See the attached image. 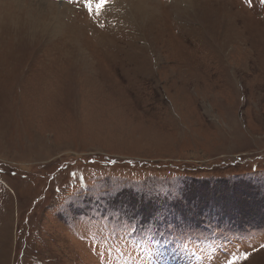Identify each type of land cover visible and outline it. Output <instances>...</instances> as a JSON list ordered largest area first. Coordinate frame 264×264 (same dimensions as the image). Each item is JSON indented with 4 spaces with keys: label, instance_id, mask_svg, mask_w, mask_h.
<instances>
[{
    "label": "rangeland",
    "instance_id": "rangeland-1",
    "mask_svg": "<svg viewBox=\"0 0 264 264\" xmlns=\"http://www.w3.org/2000/svg\"><path fill=\"white\" fill-rule=\"evenodd\" d=\"M231 260L264 264V0H0V264Z\"/></svg>",
    "mask_w": 264,
    "mask_h": 264
},
{
    "label": "snow or ice",
    "instance_id": "snow-or-ice-1",
    "mask_svg": "<svg viewBox=\"0 0 264 264\" xmlns=\"http://www.w3.org/2000/svg\"><path fill=\"white\" fill-rule=\"evenodd\" d=\"M168 212V207L162 205V204H157L156 207L154 208L152 212V217H153V222L154 224L161 221V220H166V213ZM229 264H236L235 260L229 261Z\"/></svg>",
    "mask_w": 264,
    "mask_h": 264
},
{
    "label": "bare ground",
    "instance_id": "bare-ground-1",
    "mask_svg": "<svg viewBox=\"0 0 264 264\" xmlns=\"http://www.w3.org/2000/svg\"><path fill=\"white\" fill-rule=\"evenodd\" d=\"M39 6H40V7H39V11H40V12L44 11V7H45L44 4L40 3ZM139 7H143V8H142L143 10L140 11V12L143 14L144 11L146 10V7H144V6H142V5L139 6ZM148 9H149V8H148ZM45 10H46V9H45ZM150 11H151V10H150ZM40 12H39V13H40ZM40 15H41V14H40ZM147 15H148V14H146L145 17H146Z\"/></svg>",
    "mask_w": 264,
    "mask_h": 264
},
{
    "label": "trees",
    "instance_id": "trees-1",
    "mask_svg": "<svg viewBox=\"0 0 264 264\" xmlns=\"http://www.w3.org/2000/svg\"><path fill=\"white\" fill-rule=\"evenodd\" d=\"M128 163H130V162H125V164L127 165ZM132 163V162H131ZM138 163H134V166H138L137 165ZM179 171H182V172H184L183 170H181V169H179Z\"/></svg>",
    "mask_w": 264,
    "mask_h": 264
}]
</instances>
